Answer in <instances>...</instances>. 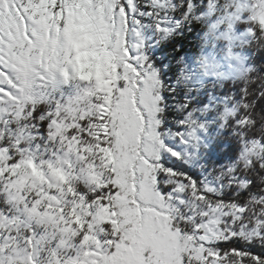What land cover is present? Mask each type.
<instances>
[{"label":"snow or ice","instance_id":"obj_1","mask_svg":"<svg viewBox=\"0 0 264 264\" xmlns=\"http://www.w3.org/2000/svg\"><path fill=\"white\" fill-rule=\"evenodd\" d=\"M0 264H264V0H0Z\"/></svg>","mask_w":264,"mask_h":264},{"label":"rangeland","instance_id":"obj_2","mask_svg":"<svg viewBox=\"0 0 264 264\" xmlns=\"http://www.w3.org/2000/svg\"><path fill=\"white\" fill-rule=\"evenodd\" d=\"M70 33H75V38L72 40L74 48L77 50V56L75 57V68L77 74L83 79H89L91 77H95L97 81H101L102 73L106 71L107 65V56L101 50L100 52L90 51L89 45L93 43V36L89 31V26L87 22L82 21L78 25H72L69 28ZM150 47L152 48L155 44V38L149 41ZM150 50V49H149ZM216 56V58L220 61L222 65V70L227 71L229 68V62L224 56L223 48L220 44L216 45L215 50L212 46H205L204 54H209ZM148 55H151V51H148ZM200 55V53H199ZM197 55L195 59L192 61H187V66L190 69L198 68V57ZM152 56V55H151ZM202 135V134H201ZM204 155V152L199 154V159L195 165H189L188 167L191 169H200L201 159ZM201 171V169H200Z\"/></svg>","mask_w":264,"mask_h":264},{"label":"trees","instance_id":"obj_3","mask_svg":"<svg viewBox=\"0 0 264 264\" xmlns=\"http://www.w3.org/2000/svg\"><path fill=\"white\" fill-rule=\"evenodd\" d=\"M194 30H195L196 33H198L200 35L203 34V29H201L200 26H198V25L195 26ZM185 35L188 36V39L185 41V44L188 46L189 51L196 53V55L193 57V59H195V57L197 55H199V53H200L199 48L196 47L198 37L196 35H193L192 32H186ZM180 39H183V37H180ZM166 43L170 44L171 41H168ZM179 47L180 46L177 45V48H179ZM164 48H165V44L164 43H156V42H155V44L153 45L152 48L151 47L149 48L150 49L149 51H151V55H152V56L150 55V57L153 59L154 63L157 62V61H164L166 54L169 55V56L175 55V50L174 49L169 48L167 50V53H165ZM187 61H189V60H188L187 57H185V64L186 65H187V63H186ZM157 67H160V65L157 64ZM173 67H176V65L173 64ZM163 70H164V72H167V65L166 64L163 66ZM164 78L167 79L169 83H173L171 74H168ZM226 149H227V145H225L221 149V152L226 151ZM224 162H225V160H223L222 158H219L215 153L204 152V155H203V157L201 159V166L211 165L212 163L220 164V163H224ZM201 166H200V169H201ZM200 169L199 168H197V169H191L190 168V174L193 175V176H197V175H199L201 173Z\"/></svg>","mask_w":264,"mask_h":264}]
</instances>
